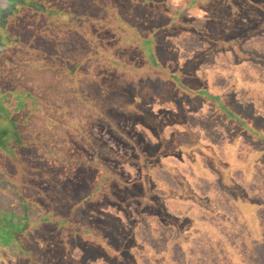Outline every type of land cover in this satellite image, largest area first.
Here are the masks:
<instances>
[{
    "label": "rangeland",
    "instance_id": "374dc122",
    "mask_svg": "<svg viewBox=\"0 0 264 264\" xmlns=\"http://www.w3.org/2000/svg\"><path fill=\"white\" fill-rule=\"evenodd\" d=\"M36 1L0 60V264H264V142L212 99L264 133V0Z\"/></svg>",
    "mask_w": 264,
    "mask_h": 264
},
{
    "label": "flooded vegetation",
    "instance_id": "af4514ba",
    "mask_svg": "<svg viewBox=\"0 0 264 264\" xmlns=\"http://www.w3.org/2000/svg\"><path fill=\"white\" fill-rule=\"evenodd\" d=\"M42 8L43 5L41 3H38V1L36 0H0V60L2 58V62L7 63L8 57H4L6 56L8 49H10L17 42L15 33L10 31V27L13 24V21L16 22L20 20L19 17L22 14L23 9L41 10ZM202 93L204 94L206 92L202 90ZM205 96H208V94H205ZM212 99L219 105V108L227 115L228 118H231L235 121V123H238L241 127L251 133L250 125H248L244 119L239 118L233 111H231V109L224 105V103H222L221 100L218 99V97H212ZM2 182H5L3 181V178ZM20 199L22 198L20 197ZM0 214H3L4 219H6L7 221L16 222L14 221V219H12L14 217L13 212L3 211L0 212ZM9 215L11 216L9 217Z\"/></svg>",
    "mask_w": 264,
    "mask_h": 264
},
{
    "label": "crops",
    "instance_id": "0c3cea01",
    "mask_svg": "<svg viewBox=\"0 0 264 264\" xmlns=\"http://www.w3.org/2000/svg\"><path fill=\"white\" fill-rule=\"evenodd\" d=\"M195 90H199L198 88L197 89H195ZM253 130H256V129H253ZM252 136H254V134H252V133H250ZM262 134L264 135V133L262 132ZM262 140V139H261ZM263 142H264V140H262ZM230 151H231V155H232V151H234V156L232 157V159L231 158H228V159H230V161L229 162H225L224 163V166L225 167H229V169L228 170H232L234 167H235V162H234V160L236 161V160H238V159H240V153H238L237 151V153L235 152V150H233V149H229ZM198 155H196L195 157H197ZM201 156H204V157H206L204 154H201ZM229 156V155H228ZM222 157H223V154H222ZM194 159H197L198 160V157L197 158H194ZM201 164V163H200ZM199 163H191V167L193 168V170H194V172L195 173H197V171H198V169H202V167L200 168V165ZM200 176H198V178H199ZM232 180V179H231ZM191 187H192V185H191ZM199 198V197H198ZM199 199H201V198H199ZM189 214V215H188ZM187 215L188 216H190V217H194L192 214H190V213H187ZM253 222H255V219L253 218ZM166 241V240H165ZM175 243V242H174ZM166 256H168V253H164ZM163 254V255H164ZM144 261V260H143ZM145 262V261H144ZM150 264V263H149Z\"/></svg>",
    "mask_w": 264,
    "mask_h": 264
},
{
    "label": "trees",
    "instance_id": "16d2710c",
    "mask_svg": "<svg viewBox=\"0 0 264 264\" xmlns=\"http://www.w3.org/2000/svg\"><path fill=\"white\" fill-rule=\"evenodd\" d=\"M145 44H146L147 46H149L148 49L150 50V48L153 47V39H150V38L146 39V40H145ZM168 76H169V77L172 76V77H174V78H178V76H177L176 74H171V75H168ZM196 92H200V91H199V90H196ZM201 92H202V91H201ZM251 133L257 135L260 139L264 140V135H263L261 132L252 129V130H251Z\"/></svg>",
    "mask_w": 264,
    "mask_h": 264
}]
</instances>
